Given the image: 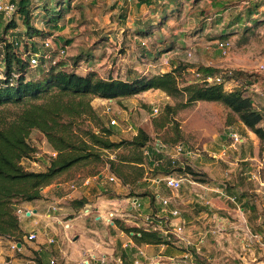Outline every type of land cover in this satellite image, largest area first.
Instances as JSON below:
<instances>
[{"label":"trees","instance_id":"16d2710c","mask_svg":"<svg viewBox=\"0 0 264 264\" xmlns=\"http://www.w3.org/2000/svg\"><path fill=\"white\" fill-rule=\"evenodd\" d=\"M183 1L195 4L200 0ZM183 1L136 0L138 6L152 7L153 13L159 12V16L155 20L147 18L144 22H137L134 35L147 38L161 30L171 17L178 16ZM11 2L15 4L13 16L7 19L0 13V238L13 239V242L22 245L21 205L42 199L43 188L79 165H90L89 175L100 182L103 175L101 168L107 169L120 185L129 190L128 197L147 196L151 203L161 196L152 192L153 179L177 174L190 175L195 182H206V174L191 162L192 157L184 156V166L173 164L170 152L165 154L163 144L159 142L155 145L150 134L141 127L129 138L112 140L110 136L113 132L92 106L91 97L118 100L156 89L171 98L181 99L175 105L164 107L160 126L172 120L179 109L194 102H218L228 109L227 126L239 121L261 142L264 141V125H260L264 121V111L255 106L252 97L243 88L226 90L224 87L226 81L234 76L233 71L229 75L225 69L216 66L172 59L168 70H130L126 78L103 77L96 70L80 72L78 66L81 62L93 60L91 49L69 58L63 57L62 46L54 50L43 47L42 41L51 30L35 26L37 13L44 27L50 25L56 28L58 20L70 10L72 0ZM260 6L257 1L250 2L245 12L237 13L223 27L225 29L218 34L220 39L234 32L231 27L235 25L238 27L249 20L254 23L259 21L260 18L253 17ZM121 17L125 18V13ZM105 37L103 35L100 42ZM171 43L162 45L155 55L164 49H173L174 41ZM35 54H38L37 64L32 66L30 60ZM144 54L152 56V52ZM219 75L221 80L217 82L215 78ZM208 78L212 79L209 81ZM34 129L44 135L54 152L41 170L25 165V161H34L37 152L30 142ZM121 148L128 149V153L117 152ZM108 152L114 153V156H109ZM157 184L161 189L165 188L161 181ZM97 187L104 194H113L103 186ZM138 191L139 194L133 195ZM86 204V198L70 202L77 209ZM113 224L127 234L136 246L166 245L175 248L179 255L185 251L180 242L164 235L154 222L128 226L121 218H114ZM189 251L196 264H205L194 246ZM37 264H41L40 261Z\"/></svg>","mask_w":264,"mask_h":264},{"label":"rangeland","instance_id":"374dc122","mask_svg":"<svg viewBox=\"0 0 264 264\" xmlns=\"http://www.w3.org/2000/svg\"><path fill=\"white\" fill-rule=\"evenodd\" d=\"M254 1L261 4L256 11L257 15L253 17V19L260 18L259 21L254 23L249 20L238 27L235 25L231 27L234 32L229 33L228 37L223 39L218 36L222 29H225L223 27L237 13L245 12L253 0H200L195 4H192L191 1L187 3L183 1L178 16L171 17L161 30L155 31L147 38L134 35L133 30L137 26L136 23L144 22L147 18L155 20L159 16V12L153 13L152 7L149 8L146 5L138 6L136 0H72L70 10L58 20L56 28L50 25V27L48 25L44 27L37 13L35 26L47 31H49L48 28L51 30L50 34H46L50 49L54 50L62 46L64 48L63 57L69 58L91 49L93 60L81 62L78 66L80 72L99 68L100 75L103 77L126 78L130 70L136 72L168 70L169 61L172 59L212 65L234 72V76L225 83L226 90L236 87L243 88L245 93L252 97L255 106L264 111V0ZM126 10L127 12H125ZM200 10L202 12H199ZM124 13L126 17L122 18ZM103 35L106 36V39L100 42L99 39ZM160 39L163 41L160 42ZM217 40L230 41L231 48L226 56L221 55L216 48ZM172 41H174L173 49H164L155 55L162 45L172 44ZM145 52H152V56L145 55ZM180 100L171 98L160 90L150 89L112 101L91 97V104L112 130L113 134L110 136L112 140L129 138L138 127H141L150 134L153 143L163 144L165 154L172 151L174 143H181L184 151H191L194 158L199 156L197 160H194V163H198L208 153L218 154L221 157L219 159L221 162V159L227 157L233 163L228 172V177L232 179L234 185L232 190L239 192V195L241 193L246 195L243 199L249 198L253 201L256 212L264 217V208L262 207L261 210L259 206L260 196L264 197V141L261 142L255 134L250 138V130L247 131L239 121L227 126L228 109L218 102H194L179 109L172 120L160 126L164 107L168 104L175 105ZM154 109H157V112ZM113 118L116 123L112 125L110 120ZM260 125L263 126L264 121ZM233 134L237 136V142L234 141ZM241 139L245 140L246 149L239 148L242 144ZM253 140H256L258 144L254 151L252 150ZM30 142L35 146L37 152L34 161L28 163L25 161V165L35 170H41L46 166L49 157L54 156V152L44 135L36 129L32 130L30 134ZM232 144H235V148H231V156L227 152L222 154V145L228 147ZM117 152L126 154L128 149L121 148ZM107 154L111 157L114 156L112 152ZM90 168L91 166L87 164L79 165L56 179L57 182L63 183L67 194L84 192L87 196V204L79 210H75V216L80 215V211L87 208L89 209V220L93 223V218L99 214L95 208H100L102 216L94 226L97 228L98 234L93 233V236L105 241L106 245L109 243L116 246L118 242L121 244V238L127 239V234L124 233L125 236H121L119 230L111 227L114 224L107 223L105 219L108 217L109 211L114 212L112 221L114 218L125 219L127 217L115 215L117 210L113 209H119L120 203H110L108 199L113 196L122 201L123 198L128 197L129 190L119 183L110 181L108 177L111 174L107 169L101 168L106 176L100 182L94 176L89 175ZM240 173L243 175L238 177ZM87 177H90V183L87 186H81L82 180ZM260 181L263 185L260 184ZM71 184L78 188L72 190ZM98 185L105 187L107 191H113V194H110L109 197V193L101 192ZM139 192L133 195H137ZM243 199L240 198V200ZM157 200L159 199L157 198ZM235 200L237 201V199ZM234 201L230 202L236 209L243 206L240 201H237L238 204ZM70 202L67 201L68 204ZM68 204L64 205L67 211H64L65 215L62 217L63 224L53 222L58 231L48 236L54 240L53 244H56L57 240L60 243L64 241L66 245L71 242L72 234L69 232L66 234L63 228L67 220L72 217L67 215ZM151 206L153 205L151 204ZM239 222L244 237L248 238L249 232L245 219L241 218ZM22 226L25 231L30 229L25 223ZM27 236L28 234L23 231L22 250L11 248L13 239L0 238L3 253L12 255L11 257L4 256L0 264H13L10 262L13 259L17 260L15 264H24L25 260H30L29 264H33L32 261L35 258L32 256V250L37 245L36 239L29 240ZM106 238H110L113 243H110ZM169 248L175 251V248ZM67 249L68 252L71 251V248ZM36 262L38 261L35 260ZM111 262L116 264L114 261ZM59 264L62 263L59 262Z\"/></svg>","mask_w":264,"mask_h":264},{"label":"crops","instance_id":"0c3cea01","mask_svg":"<svg viewBox=\"0 0 264 264\" xmlns=\"http://www.w3.org/2000/svg\"><path fill=\"white\" fill-rule=\"evenodd\" d=\"M94 70L100 74L99 68ZM243 127L249 131L244 125ZM249 133L250 138L253 137L254 133L251 131ZM240 142L242 144L239 148L246 149L245 140L241 139ZM232 147L235 148V144L228 147L222 145V154L227 152L231 156L230 150ZM257 147L256 140H253L252 150H256ZM198 157L194 158L192 156L191 162L194 163V160H197ZM220 158L216 153H208L198 163H194L197 165L198 170L206 174V182L192 184L186 181L177 192H171L165 187L162 181L163 177L153 179L152 182H155V184L152 192H157L163 197H168V195L171 197V202L166 207L157 199L151 203L150 198L147 196L127 197L121 201L116 197H110L109 194L110 199L108 201L110 203H120L119 209L114 208L113 210H117L115 215L127 217L121 219L128 226H144L147 222H154L155 226L162 232L164 229H172L176 225L183 226L186 236L197 248V252L201 255V259L204 260L205 264H264V217L256 212L253 201L249 198L243 199L246 195H242V193L239 195V192L232 190L234 185L232 179L228 177V172L230 171V165L233 163L227 157L221 159L222 162L219 160ZM242 175L243 173H240L238 177ZM105 176L106 174L103 173L102 177ZM102 177L101 180H103ZM159 181L163 183L165 188H160L157 184ZM260 184L263 185L261 181ZM81 186H84L83 183H81ZM65 190L63 183L57 182L56 179L52 184L42 189V199L25 202L21 205L22 213L19 216L21 229L27 234L32 232L36 234L37 245L33 247L32 256L41 264H49L52 258H56L62 264H81L82 253L85 250L95 255V260H92L91 264H103L99 261L100 259H105V264H113L111 261L116 264H131L133 259L138 256L139 251L147 257H155L160 254L179 256L177 252L172 251L166 245L136 246L128 235H126V240H124V237L121 238V244L118 242L116 246L109 243L104 244L105 241L93 236V233L98 234V230L94 226L101 219L100 208H95L99 214L93 218V223L89 220V209L87 208L82 209L80 215L75 216L77 208L72 207L67 201L86 198L87 196L84 192L67 194ZM240 198L243 200H240ZM234 199L240 201L243 206L236 209L230 202ZM260 200L259 206L262 210V207L264 208V197L262 195ZM237 201L235 200L234 203L238 204ZM65 204H68L67 215L72 217L67 220L63 228L66 234L68 232L72 234L71 242L66 245L64 241L60 243L57 240L55 241L56 244H53L54 240L48 238V236L58 232L53 224L54 221L63 224L62 217L65 215ZM50 206H54L55 210L50 209ZM171 209H177L179 215L172 216ZM28 210L31 212L30 215H27ZM109 213L114 214L112 211H109ZM151 215H154V217H150ZM146 217H150L148 221H146ZM241 218H244L247 223L248 238L244 237L241 231L242 226L239 222ZM23 223L30 229L25 231L22 226ZM111 227L119 230L115 225H111ZM119 233L121 236H125L124 232L120 230ZM106 240L110 241L111 239L106 238ZM110 243L113 242L110 241ZM22 246L19 245L20 250H22ZM67 248H71V251L68 252ZM205 250L208 252L206 253ZM4 256L11 257L12 255L3 253L0 244V262L3 261ZM35 260L32 261L33 264L37 263H35ZM10 262L15 264L17 260L13 259ZM29 262L30 260H25L24 264H29ZM181 264H187V262L181 261Z\"/></svg>","mask_w":264,"mask_h":264},{"label":"built area","instance_id":"2783aa9c","mask_svg":"<svg viewBox=\"0 0 264 264\" xmlns=\"http://www.w3.org/2000/svg\"><path fill=\"white\" fill-rule=\"evenodd\" d=\"M14 12H15V4L12 3L11 0H0V13L5 18L10 19L13 16ZM215 46L219 50L221 55L226 56L228 52L230 51L231 43L229 40H217L215 42ZM43 47L50 48L48 39L44 40ZM63 53H64V50H61V54ZM37 56L38 54H35L34 56L31 57L30 63L32 66H35L37 64ZM226 73L231 75V70H226ZM211 79L212 78H208L209 81ZM215 80L219 82L221 80V76L219 75L218 77L215 78ZM154 111L157 112V109H154ZM115 123H116V120L114 118L110 120V124L113 125ZM232 136H233L234 141L237 142L238 141L237 136L235 134H233ZM157 144L158 142L155 143V145ZM144 152L145 154H148L147 150H144ZM184 156L192 157L193 153L191 151H184L182 144H176L175 146H173L172 151L170 152L169 158L171 159V162L173 164H180L181 166H184L185 165L183 162ZM109 180L114 181L115 183H118V180L114 178L113 176H110ZM162 181L164 182L165 187L168 188L171 192L179 191L182 187V184L186 181L192 184L196 183L194 180H192L190 175L184 176V175H177V174L166 175L162 178ZM82 183L84 186H87L90 183V177L85 178ZM70 188L72 190L76 189L75 185L73 184H71ZM157 198L159 199L161 204L165 207L171 202V197L169 196L168 197L157 196ZM50 209L55 210V207L50 206ZM27 212H29V215L31 214L30 210H28ZM21 213H22V209L20 210V214ZM170 213L172 216L179 215V211L177 209H171ZM113 217H114V214L109 213L108 217L106 218V222L113 224V221H112ZM148 220H149V217H146V221ZM163 234L170 235L175 240L180 242L184 246L185 251H183L179 256L160 254L155 257H147L143 255L141 251H139L138 256L133 259L131 264H181V261H185L187 262V264H196L193 261L192 252L189 251V248L193 246V243L186 236L183 226L176 225L172 229L164 230ZM35 238H36V234L33 232L28 234L27 236V239L29 240H34ZM167 238L169 239V236H167ZM50 242H52V240H50ZM18 244L19 243L12 242L11 248L13 250H16V249L20 250ZM195 249L197 251V248ZM92 260H95V255L92 252L85 250L82 253L81 264H91ZM99 261H101L103 264L106 263L105 259H100ZM49 264H59V262L56 258H52L49 261Z\"/></svg>","mask_w":264,"mask_h":264},{"label":"water","instance_id":"95a60500","mask_svg":"<svg viewBox=\"0 0 264 264\" xmlns=\"http://www.w3.org/2000/svg\"><path fill=\"white\" fill-rule=\"evenodd\" d=\"M27 215H29V212H27ZM18 245H20V244H18Z\"/></svg>","mask_w":264,"mask_h":264}]
</instances>
